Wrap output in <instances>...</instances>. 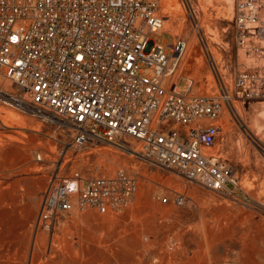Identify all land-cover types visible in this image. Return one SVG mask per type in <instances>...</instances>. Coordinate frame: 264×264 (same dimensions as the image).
Returning a JSON list of instances; mask_svg holds the SVG:
<instances>
[{"label":"built area","instance_id":"obj_1","mask_svg":"<svg viewBox=\"0 0 264 264\" xmlns=\"http://www.w3.org/2000/svg\"><path fill=\"white\" fill-rule=\"evenodd\" d=\"M159 2L0 0V102L66 131L70 148L128 150L121 145L133 140L137 147L128 148L139 160L236 196V172L213 151L215 122L233 100H264V0L233 1L236 59L230 76L215 77L217 92L204 95L192 94L187 78L186 90L177 88L185 41L150 38L165 21ZM136 189V177L123 170L89 178L55 172L41 193L37 227L50 230L74 209L119 210ZM184 200L178 193L172 203Z\"/></svg>","mask_w":264,"mask_h":264},{"label":"rangeland","instance_id":"obj_2","mask_svg":"<svg viewBox=\"0 0 264 264\" xmlns=\"http://www.w3.org/2000/svg\"><path fill=\"white\" fill-rule=\"evenodd\" d=\"M162 1V27H173L150 38L164 45L185 41L174 74L179 92L189 78L192 94H215V77L230 76L236 59L234 0H175L177 16ZM190 51L195 58L187 59ZM233 107L215 122L220 132L213 151L236 172V196L186 181L108 143L70 148L66 131L0 102V264H264V100H233ZM8 112L23 118V125L3 120ZM123 144L137 147L133 140ZM118 170L137 179L126 206L106 214L74 209L50 230L37 227L41 193L53 173L77 171L89 178ZM178 193L185 197L181 205L172 203Z\"/></svg>","mask_w":264,"mask_h":264},{"label":"bare ground","instance_id":"obj_3","mask_svg":"<svg viewBox=\"0 0 264 264\" xmlns=\"http://www.w3.org/2000/svg\"><path fill=\"white\" fill-rule=\"evenodd\" d=\"M162 3H163V7H165V9H167L169 12H171V13H175V15H176V13L177 12H179V9H180V7H179V4L175 1V0H163L162 1ZM181 10V9H180ZM170 13V14H171ZM178 14V13H177ZM174 15V14H173ZM174 15V16H175ZM181 15V14H180ZM172 16V15H171ZM177 16V15H176ZM172 25L170 24V23H165V25H164V27H162L161 28V30L160 31H164V30H167V29H170V27H171ZM181 26V25H180ZM180 26H178V27H176V28H173L172 30H173V32H174V34H177V33H179V31H180ZM173 27V26H172ZM160 31L158 32V34L160 33ZM182 31V30H181ZM192 45V44H191ZM190 48H192V47H190ZM193 49V48H192ZM195 51H190V53L188 54V58L187 59H190V58H195ZM186 61H188V60H186ZM189 79V78H188ZM189 81L191 82V85H192V80L191 79H189ZM43 117V116H42ZM2 119L3 120H7L8 121V123H10V124H17V126H22L23 125V123H24V120H23V118H21V117H19L17 114H15V113H12V112H8V113H6L4 116H2ZM256 134L258 135V132H256ZM123 148H125V146L124 145H121ZM127 149L129 150V148L127 147ZM130 151V150H129ZM178 180H176V178H174V182H176V183H178L177 182Z\"/></svg>","mask_w":264,"mask_h":264}]
</instances>
